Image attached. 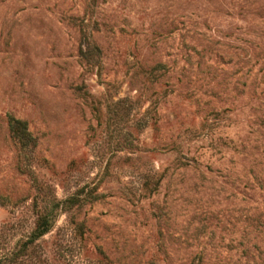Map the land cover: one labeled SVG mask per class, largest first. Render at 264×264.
Segmentation results:
<instances>
[{"label":"rangeland","instance_id":"obj_1","mask_svg":"<svg viewBox=\"0 0 264 264\" xmlns=\"http://www.w3.org/2000/svg\"><path fill=\"white\" fill-rule=\"evenodd\" d=\"M41 211L51 264H264V0H0V224Z\"/></svg>","mask_w":264,"mask_h":264},{"label":"trees","instance_id":"obj_2","mask_svg":"<svg viewBox=\"0 0 264 264\" xmlns=\"http://www.w3.org/2000/svg\"><path fill=\"white\" fill-rule=\"evenodd\" d=\"M86 49L85 54L90 51L97 52V47L91 44H88ZM7 127L11 139L24 154L35 147V139L24 120L8 116ZM10 228L6 222L0 224V264H51L41 240L50 230V223L44 211L35 215L27 231L13 236L14 231Z\"/></svg>","mask_w":264,"mask_h":264}]
</instances>
